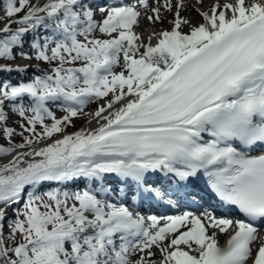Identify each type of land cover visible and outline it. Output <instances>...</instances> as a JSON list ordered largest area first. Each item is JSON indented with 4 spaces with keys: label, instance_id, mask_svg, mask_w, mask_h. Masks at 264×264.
I'll return each instance as SVG.
<instances>
[{
    "label": "snow or ice",
    "instance_id": "6c2138e0",
    "mask_svg": "<svg viewBox=\"0 0 264 264\" xmlns=\"http://www.w3.org/2000/svg\"><path fill=\"white\" fill-rule=\"evenodd\" d=\"M205 4L6 0L0 264H264V0Z\"/></svg>",
    "mask_w": 264,
    "mask_h": 264
},
{
    "label": "bare ground",
    "instance_id": "6f19581e",
    "mask_svg": "<svg viewBox=\"0 0 264 264\" xmlns=\"http://www.w3.org/2000/svg\"><path fill=\"white\" fill-rule=\"evenodd\" d=\"M188 2L191 3V2H193V0H188ZM211 3H212V0H206L205 7H204V9H202V10H207L208 6H210ZM183 15L186 16V17H188V18L193 19V22H194V23H198V22H200L199 17H197V16L195 15V13L185 12ZM170 20H171V15L165 13V19H164V22H163L162 24H156L154 27H153V26H149L151 29H149L148 31H145V30H143V29L140 30V29H141L140 27L136 28L135 30L137 31V34L141 35V36L145 39V42H147V37H148V34H149V33L153 32V31L169 30V29L171 28V25H170V23H169ZM143 24L148 25V22L142 20V21H141V25H143ZM152 42H153V44H154L156 41L153 40ZM34 67H35V66H33L32 64H29V68H30V70H31L32 68H34ZM90 107L93 108L94 105H90ZM53 110H54L55 112H56V111H59L58 109H53ZM87 110H89V108H88ZM59 113H60V114H63V113H61L60 111H59ZM93 126H95V125H94V122L90 124L89 121H88V122L82 124L80 127H79V126H78V127L70 126V129H71V130H70V129H67V132H68V133H72V132H75V131L80 130L81 128H85V127H93ZM72 128H73V129H72ZM220 243H221V245H223V243H225V239H224L223 237H221V239H220Z\"/></svg>",
    "mask_w": 264,
    "mask_h": 264
},
{
    "label": "rangeland",
    "instance_id": "374dc122",
    "mask_svg": "<svg viewBox=\"0 0 264 264\" xmlns=\"http://www.w3.org/2000/svg\"><path fill=\"white\" fill-rule=\"evenodd\" d=\"M26 50H28L27 48H26ZM20 63H22L21 62V60L18 58L16 61H14L13 62V64L15 65V64H20ZM29 64H32L33 66H35V62L34 61H32V62H28ZM117 71H119V69H117ZM92 105H94V107L92 108V107H89V110H86V111H91V110H93V109H95L96 108V105L95 104H92ZM57 113V116L58 117H60V116H62L63 114H58V112H56ZM13 119H15V117H13ZM88 120V118H87V116H81V117H79V118H76V119H74V121H73V127H77L78 125H80V124H82L83 122H85V121H87ZM12 126L13 127H17V124H12ZM68 129H70V127H68ZM17 140H19V138L17 137L16 138ZM13 213H12V210L11 209H9V211H8V215L9 216H11Z\"/></svg>",
    "mask_w": 264,
    "mask_h": 264
},
{
    "label": "trees",
    "instance_id": "16d2710c",
    "mask_svg": "<svg viewBox=\"0 0 264 264\" xmlns=\"http://www.w3.org/2000/svg\"><path fill=\"white\" fill-rule=\"evenodd\" d=\"M5 4H6V0H0V17L5 15V11H4ZM3 21H0V25Z\"/></svg>",
    "mask_w": 264,
    "mask_h": 264
}]
</instances>
